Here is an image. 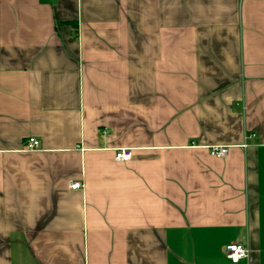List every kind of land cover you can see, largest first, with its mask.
I'll use <instances>...</instances> for the list:
<instances>
[{"label":"crops","instance_id":"obj_1","mask_svg":"<svg viewBox=\"0 0 264 264\" xmlns=\"http://www.w3.org/2000/svg\"><path fill=\"white\" fill-rule=\"evenodd\" d=\"M233 243L264 264V0H0V264Z\"/></svg>","mask_w":264,"mask_h":264},{"label":"built area","instance_id":"obj_2","mask_svg":"<svg viewBox=\"0 0 264 264\" xmlns=\"http://www.w3.org/2000/svg\"><path fill=\"white\" fill-rule=\"evenodd\" d=\"M40 146V141L35 138L31 137L26 141L25 148L27 150H36ZM211 154L218 156V157H225L228 154V148L223 146H213L211 149ZM133 158V151L131 149H119L115 153V159L118 162H127L132 160ZM72 188H79L81 187V183L79 182H72ZM227 256L229 260L237 264L242 260L248 259L250 256V249L248 246L240 243H233L227 247Z\"/></svg>","mask_w":264,"mask_h":264}]
</instances>
